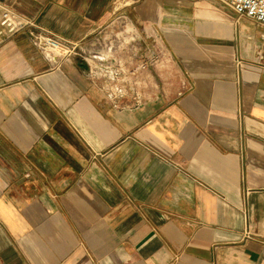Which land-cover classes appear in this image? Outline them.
Instances as JSON below:
<instances>
[{"label":"crops","instance_id":"crops-1","mask_svg":"<svg viewBox=\"0 0 264 264\" xmlns=\"http://www.w3.org/2000/svg\"><path fill=\"white\" fill-rule=\"evenodd\" d=\"M4 10L34 27H0V264H264V27L216 0ZM36 28L122 41L49 61Z\"/></svg>","mask_w":264,"mask_h":264},{"label":"built area","instance_id":"built-area-1","mask_svg":"<svg viewBox=\"0 0 264 264\" xmlns=\"http://www.w3.org/2000/svg\"><path fill=\"white\" fill-rule=\"evenodd\" d=\"M219 3L227 6L237 17H245L252 20L257 25L264 27V0H216ZM123 25L126 22L122 23ZM0 27L4 29L7 34H13L18 31H23L30 27H34L32 23L19 18L10 10H4L0 15ZM132 38V37H131ZM32 44L37 50L47 58L49 61H62L76 57L80 62L88 63L100 55L102 49L107 48V52H111L114 46L120 45V41L109 42L103 44L95 51L82 49L78 42H69L52 35L48 31L36 28L30 33ZM156 57L153 56V60ZM147 63L142 62L138 69L143 70Z\"/></svg>","mask_w":264,"mask_h":264},{"label":"rangeland","instance_id":"rangeland-1","mask_svg":"<svg viewBox=\"0 0 264 264\" xmlns=\"http://www.w3.org/2000/svg\"><path fill=\"white\" fill-rule=\"evenodd\" d=\"M117 31L119 32V31H121V29H117ZM156 38H158V37H156ZM149 40H150L151 44H153L154 46L157 44V46H159L160 48H162V45H161L162 42L160 41V39L159 40H155L154 38H149ZM155 41H157V42L155 43Z\"/></svg>","mask_w":264,"mask_h":264},{"label":"water","instance_id":"water-1","mask_svg":"<svg viewBox=\"0 0 264 264\" xmlns=\"http://www.w3.org/2000/svg\"><path fill=\"white\" fill-rule=\"evenodd\" d=\"M83 63V62H82Z\"/></svg>","mask_w":264,"mask_h":264}]
</instances>
